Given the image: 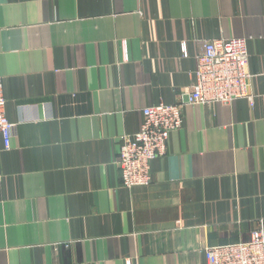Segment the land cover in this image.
I'll return each mask as SVG.
<instances>
[{
	"label": "crops",
	"instance_id": "0c3cea01",
	"mask_svg": "<svg viewBox=\"0 0 264 264\" xmlns=\"http://www.w3.org/2000/svg\"><path fill=\"white\" fill-rule=\"evenodd\" d=\"M245 38L252 102L192 105L194 57ZM0 264H206L264 224V0H0ZM180 105L148 187L119 139Z\"/></svg>",
	"mask_w": 264,
	"mask_h": 264
},
{
	"label": "built area",
	"instance_id": "2783aa9c",
	"mask_svg": "<svg viewBox=\"0 0 264 264\" xmlns=\"http://www.w3.org/2000/svg\"><path fill=\"white\" fill-rule=\"evenodd\" d=\"M248 49L245 38L208 40L195 57L194 83L188 94L192 105L226 104L247 99L251 76L248 72ZM5 98L0 80V137L8 150L16 137V125L4 115ZM142 123L137 133L119 139L113 164L122 187H148L152 183L150 162L168 151L170 135L179 131L183 122L180 105L160 104L142 110ZM255 228L248 241L206 247V264H264V224Z\"/></svg>",
	"mask_w": 264,
	"mask_h": 264
}]
</instances>
